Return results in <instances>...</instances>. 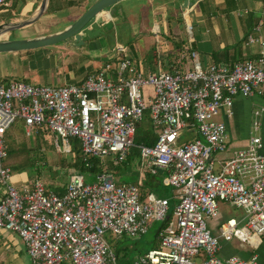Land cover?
<instances>
[{
	"label": "built area",
	"instance_id": "1",
	"mask_svg": "<svg viewBox=\"0 0 264 264\" xmlns=\"http://www.w3.org/2000/svg\"><path fill=\"white\" fill-rule=\"evenodd\" d=\"M6 6L0 0V9ZM192 28L187 26L182 69L172 72L145 74L119 47L116 63L78 84L0 83V230L18 235L31 264H118L107 237L140 238L151 224L165 221L158 248L134 264H264L257 253L248 259L219 254L221 242L257 249L264 237V154L257 136L264 106L252 112L254 135L247 148L217 158L228 152L225 121L233 117L235 100L264 102V55L204 67L192 48ZM248 43L262 41L250 36ZM146 112L157 138L152 146L135 143ZM17 122L28 139L54 137L59 153L71 154V141L77 139L86 167L93 157L107 170L92 184L83 173L70 171L68 183L57 191L40 180L13 184L5 165L6 134ZM134 148L139 181L119 182L109 163L125 165ZM160 171L167 175L163 183L172 188V196L143 197L146 175ZM220 202L243 215L219 223L214 235L208 223L219 216Z\"/></svg>",
	"mask_w": 264,
	"mask_h": 264
},
{
	"label": "crops",
	"instance_id": "2",
	"mask_svg": "<svg viewBox=\"0 0 264 264\" xmlns=\"http://www.w3.org/2000/svg\"><path fill=\"white\" fill-rule=\"evenodd\" d=\"M6 1L7 6L0 9V42L28 41L59 34L72 26L99 0H48L44 13L37 19L35 18L42 8L43 0ZM184 1H124L115 7L116 10L112 17L109 18L108 13H103L98 20L91 23L90 29L102 28L106 35L99 33L93 38V43H89L84 37L85 44L89 43V47L98 50L97 54L102 55V59L110 54L109 46L114 45L110 50L112 58L105 59L102 66L104 67L110 59L117 57V47L127 48L129 33L126 30H129L132 35H137L139 33L137 24L145 30L148 28V23H151L149 32L158 29L157 34L161 35V40L157 39L155 43L158 42L157 47L161 49L162 58L159 59L153 52V48L156 47L154 43L150 45L152 51L148 50L145 41L129 42L128 46L129 49H133L134 54L133 57L130 55L128 57L132 58L145 74L156 73L159 70L171 72L172 69H182L181 52L189 41L187 33L189 25L194 26L195 29L194 37L192 36V48L198 52L204 67L211 64L256 61L264 55V0H200L193 6L183 9ZM145 14L148 18L144 17ZM7 24L22 27L12 29ZM112 29L118 31L115 33V38ZM250 36L260 38L262 43L249 44L247 39ZM112 38L114 42L111 41ZM62 46L63 48L72 46L74 49L80 47L75 42L63 43ZM102 67L95 66L94 63L88 61L80 70L82 71L81 76H78L76 83L61 82L59 85L81 83L88 75ZM13 77L10 81H24L20 74ZM4 79L7 80L6 77ZM253 104H256L254 109L251 107ZM263 104L262 100L255 97L235 100L233 117L225 121L229 135L228 152L220 156V159H228L232 152L247 148L250 137H252V112L263 107ZM260 124L257 136L262 139L261 153L264 154V113L260 118ZM33 175H35V170L32 175L12 174V183L20 187L38 180H33ZM236 243L221 242L220 257L226 259L237 255L248 259L253 253H257L260 261H264V237L260 239L257 249L237 241ZM0 264H31L22 240L17 234L6 230H0Z\"/></svg>",
	"mask_w": 264,
	"mask_h": 264
},
{
	"label": "rangeland",
	"instance_id": "3",
	"mask_svg": "<svg viewBox=\"0 0 264 264\" xmlns=\"http://www.w3.org/2000/svg\"><path fill=\"white\" fill-rule=\"evenodd\" d=\"M144 17L148 18L146 14ZM137 25V31L139 32L137 35H132L129 30H126L127 33H129V36H127L128 43H126L127 48L124 47L127 55L131 57L134 56L132 53L133 49L128 48L130 45L129 42L135 43V41H145L147 42L146 46L148 50H151V44H156V47L153 48V52L161 59V49L157 47L158 42L155 43L157 39L161 40V35H156L154 31L151 33L149 32L151 23H148V28H145V30H142L139 24ZM175 25L174 23V26ZM192 27V36L194 37L195 29L194 26ZM117 32V29L113 30L114 38ZM92 40L93 39H88L87 41L93 43ZM111 41L114 42V39L112 38ZM67 44H72V42H67ZM88 44L74 49L72 46L63 48V43H60L48 47L2 54L0 56V81L3 82L6 77L7 80L5 83L11 82L12 80L10 81V79H13V76L20 74L23 80L31 85H59L61 82L76 83L79 78L78 76H81L82 71L80 72V70L84 67L86 62L89 61L94 63L95 66L102 67L105 59L110 58L112 55L110 50L114 45L109 46L110 50H108L110 54L102 59V55L99 56V54H97L99 51L92 49ZM151 51H148V53H151ZM120 58L121 56L117 55V57L110 59L108 62L116 63ZM188 62L190 61L188 60ZM202 65L204 66V63H202ZM147 91L150 93L152 89H147ZM254 106H256V104L251 106L252 109L255 108ZM144 123L146 126H149V124L151 126L149 112L145 114ZM13 126L9 135L12 133L15 147L14 151H12L5 160V165L12 170V174L26 173L32 175L35 170L33 180L38 179L42 181L48 190L57 191L63 189L68 183V174L70 172L63 162L73 161V155L69 153H59L55 147L54 137L51 138L48 136L46 138L38 137L37 139H28L24 135L23 124L21 122H17ZM251 131V135L253 136L252 127ZM134 150L137 149L134 148ZM217 158H220V155H218ZM131 163L132 164L119 166L118 168L112 167L109 163V167H111L109 171L115 174V178L119 182L137 183L139 181V156H137L136 161H132ZM62 173L63 175H61ZM83 175L85 176L87 184H92L97 180V176L91 175L88 172H84ZM166 176V174L160 176L162 185L159 187L158 196L161 197H164L163 195L171 197L173 193L172 188L167 187L163 183ZM173 209L174 202L172 201L171 212ZM241 215H243L242 210L231 207L228 203L220 202L219 216L210 221L208 227L214 235H217V225L219 222H224L232 217L238 218ZM161 225L162 223L160 222L151 224L147 234L136 239L124 237L122 239L110 240V238L107 237V240L115 250H121L122 260L119 261L118 264H134L140 256L156 248V246L158 247L159 239L157 233ZM234 243L237 244L236 241L230 244Z\"/></svg>",
	"mask_w": 264,
	"mask_h": 264
},
{
	"label": "water",
	"instance_id": "4",
	"mask_svg": "<svg viewBox=\"0 0 264 264\" xmlns=\"http://www.w3.org/2000/svg\"><path fill=\"white\" fill-rule=\"evenodd\" d=\"M47 1L48 0H43L42 8L39 10V13L35 19L44 13ZM124 1L153 0H99L65 31L53 36L42 37L34 40L0 42V54L15 53L67 42H75L78 46H82L85 44L84 37L87 39H93L97 37L99 33L106 35L102 28L90 29L89 27L91 23L96 21L97 18H99V16L103 13H108L112 17L116 10L115 7L119 6V4ZM198 1L200 0H185L183 3V9L193 6V4ZM7 26H10L12 29L22 27L21 25L14 24H7ZM160 174H162V171H160Z\"/></svg>",
	"mask_w": 264,
	"mask_h": 264
},
{
	"label": "trees",
	"instance_id": "5",
	"mask_svg": "<svg viewBox=\"0 0 264 264\" xmlns=\"http://www.w3.org/2000/svg\"><path fill=\"white\" fill-rule=\"evenodd\" d=\"M172 71H174V70L172 69ZM2 83L5 84V82H2ZM11 129L6 134V143L8 146V156L12 151H14V147H15V142L12 139V133H10V135H9V132L11 131ZM156 140H157V138H156L154 130L152 129V126H150V124H149V126H146L144 121L141 124H139L136 135H135L136 145H142L143 144V145H147V146H152V145H154ZM71 144H72V153L71 154L73 155V161L66 162V163L63 162V164H65V167L67 169H69L70 171H76V172H81V173L88 172L91 175H95V176L101 175L102 173H104L107 170L101 164L100 160L95 159L93 157L87 158L89 167H86L85 157L82 154L80 142L77 139H73L71 141ZM133 150L134 149H132L131 155L129 156L125 165L132 164L131 162L136 161L137 156H139L138 150H134V151ZM162 175H164V174L159 173L157 175H153V176L147 175L145 177V179L142 183V186H141V192H142L143 197H145L148 194H153V193H155L158 196L159 187H160V185H162V181L160 179L161 178L160 176H162ZM163 196L168 197L166 195H163ZM159 197H161V196H159ZM166 224H167V221L162 223L158 232L160 231V229L164 228L166 226ZM157 236H158V233H157ZM156 248H158V247L156 246ZM116 253H117V258H118V262H119L122 260L121 250H116Z\"/></svg>",
	"mask_w": 264,
	"mask_h": 264
}]
</instances>
